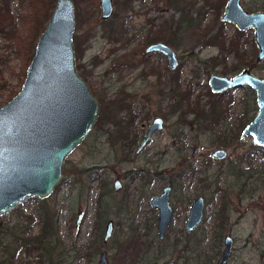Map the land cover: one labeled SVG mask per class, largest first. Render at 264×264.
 <instances>
[{"label":"rangeland","instance_id":"374dc122","mask_svg":"<svg viewBox=\"0 0 264 264\" xmlns=\"http://www.w3.org/2000/svg\"><path fill=\"white\" fill-rule=\"evenodd\" d=\"M5 2L9 19L0 14V104L19 90L30 61L23 66L18 44L4 35L11 30L14 38L25 37V0H0V7ZM72 2L76 71L93 88L97 102L121 100L135 114L132 123L140 135L155 116L163 119V127L134 153L136 145L130 152L115 142L113 125L95 120L64 159L62 177L47 197H29L0 215V250L15 233L36 234L37 212L46 208L56 232L49 251L20 252L12 264H96L101 251L107 264H142L149 246L145 264H213L224 235L234 241L225 264H264V147L251 136L241 137L239 130L256 114L254 102L250 107L253 94L244 87L217 97L207 86L210 74L229 76L246 66L243 60L253 62L257 49L252 30L239 31L220 19L226 0H111L107 19L100 18L98 0ZM241 3L253 12L264 0ZM163 39L176 52L178 64L172 71L162 55L143 51ZM34 45L27 46L32 54ZM253 72L264 78V59ZM173 81L180 93L171 91ZM212 107L220 110L221 119L215 120ZM218 137L226 145L216 144ZM194 145L198 151L191 156ZM217 147L225 149L223 159L210 156ZM177 173L186 176L170 191L171 223L158 241L149 199ZM115 178L121 184L116 191ZM99 194L105 209L101 222L94 223ZM198 195L204 203L202 219L186 234L187 208ZM220 211L221 223L216 215ZM107 220L112 221L111 233L103 241ZM4 259L0 252V264Z\"/></svg>","mask_w":264,"mask_h":264},{"label":"water","instance_id":"95a60500","mask_svg":"<svg viewBox=\"0 0 264 264\" xmlns=\"http://www.w3.org/2000/svg\"><path fill=\"white\" fill-rule=\"evenodd\" d=\"M98 6L100 18L107 19L112 13L111 0H98ZM220 19L240 30L253 28L258 49L256 60L264 59V11L247 12L241 0H226ZM74 24L72 0H55L35 41L19 90L0 104V215L29 197L46 198L62 177L64 159L82 142L96 120L98 102L75 68ZM145 51L160 52L167 68H176L177 60L169 46L154 42ZM243 84L255 91L258 111L241 135H250L255 143L264 146V78L250 68H243L232 77L212 74L207 79L211 92ZM161 125L159 118L152 120L140 146ZM196 150L194 146L192 154ZM212 155L222 158L225 151L216 149ZM112 186L118 190L119 180L114 179ZM168 194L169 187L165 186L149 200V205L156 210L158 240L163 238L171 220ZM201 215L202 200L197 197L188 208L185 229L191 231L200 222ZM111 226L112 222L107 221L103 240L109 237ZM223 244L215 264H224L231 254L232 238L226 236ZM97 264H106L105 251L99 254Z\"/></svg>","mask_w":264,"mask_h":264},{"label":"trees","instance_id":"16d2710c","mask_svg":"<svg viewBox=\"0 0 264 264\" xmlns=\"http://www.w3.org/2000/svg\"><path fill=\"white\" fill-rule=\"evenodd\" d=\"M53 1L54 0H25V7L27 6V9L24 13L23 20L26 24H28V29L24 33L25 37L21 39L17 37L14 38L12 35L10 36V34H13V31L11 30L4 32V35L7 38L12 37L15 40V43L18 44V50L23 55V66H25L28 63L29 59L32 57V52L30 49H27V46L33 47L35 39L42 29L44 19L49 16V9L51 8ZM2 5L3 7H0V14L5 13V15L3 14V20L7 21L9 17H7L8 15L6 14V11H8L6 2ZM258 8L264 9V4H261L260 6H258ZM1 10H3V12H1ZM77 44H75L74 39L73 52L76 58L79 53V51L77 50ZM75 68L76 70H78L77 65L75 66ZM170 89L171 91L177 90L179 93L182 91L177 81H173ZM90 90L92 93L95 92L93 88H90ZM103 102L104 101L102 100H100L99 102V114L96 118V123H98L101 119H104V123L113 125L112 131L117 132V134L123 140V146L130 149L133 142L131 141V139L128 140L130 137H128L127 132H129L130 121L132 120V116L129 113H125V109L129 110V108L127 106H124L121 100H110L106 102V104H104ZM212 110L215 117L220 113V110L218 111V109H215L214 107H212ZM122 112L125 113L124 116L120 115ZM198 113L199 114L197 115L204 116L201 111H199ZM102 196L103 194H99L96 199L97 211L94 223H99L102 220L101 213H103V209L105 206L102 200ZM36 217L39 223L38 231L36 234L30 235L28 231L26 232L24 230L19 233H15L13 234L12 239L7 242L6 245L3 247L2 251L0 250V252H2L5 257V259L2 261L4 262V264L14 263L17 254H19L20 252L28 254L32 250L42 249L44 251H49V248H47V246L52 244L53 238H55L56 236L52 216L49 214V211L46 208H40V210L37 212ZM145 235L147 236L148 234ZM218 236L219 234L216 235L217 240L219 239ZM149 247L146 248L147 250H143V254L148 252V250L150 249ZM155 252L156 250L151 251L150 253L153 255V253ZM154 257L151 260H154Z\"/></svg>","mask_w":264,"mask_h":264},{"label":"flooded vegetation","instance_id":"af4514ba","mask_svg":"<svg viewBox=\"0 0 264 264\" xmlns=\"http://www.w3.org/2000/svg\"><path fill=\"white\" fill-rule=\"evenodd\" d=\"M225 5V4H224ZM224 7V6H223ZM244 8V7H243ZM258 11H264V9H258ZM257 11V9H256V11H253V12H258ZM248 12V11H247ZM226 23H228V22H226ZM231 24V23H230ZM233 25V24H232ZM238 29V28H237ZM252 30V33H253V28H249V29H245V30H240V29H238L239 31H242V32H245L246 30ZM252 40H253V42H254V45H255V47H256V49H257V46H256V44H255V41H254V38L252 37ZM162 41H164V42H161V43H163V44H165V45H167L165 42H166V40H162ZM154 42H160V41H154ZM154 42H151V43H154ZM151 43H149V44H151ZM149 44H147V46L149 45ZM147 46H145L144 47V49H143V51H144V53H148V54H150V53H158V54H160V55H162L160 52H157V51H145V48L147 47ZM167 46H169V45H167ZM170 47V46H169ZM171 48V47H170ZM172 49V48H171ZM173 50V49H172ZM173 52H174V54H175V58H176V60H177V57H176V52L173 50ZM257 53H258V49H257V52H256V55H255V57H254V60H253V62H251L250 60H243L244 61V63H243V65H246V66H243L242 68H240L238 71H236L237 70V68H238V66H234V67H236V68H234L233 70H235L236 72L234 73V74H232V75H222V76H228V77H232L233 75H235L236 73H238V72H240L243 68H250L251 69V71L253 72V66L256 64V63H258V62H260V61H257L256 60V56H257ZM163 57H164V55H162ZM164 59H165V57H164ZM241 59H242V57H241ZM165 64H166V59H165ZM177 64H178V61H177ZM177 67V66H176ZM172 71V70H171ZM254 73V72H253ZM255 74V73H254ZM210 75H212V74H210ZM209 75V76H210ZM216 75H218V74H216ZM256 75V74H255ZM208 76V77H209ZM258 76V75H257ZM208 79V78H207ZM244 87H248V88H250L247 84H243V85H241L240 87H235V88H228V89H226V90H223V91H220V92H212L213 94H215L217 97L219 96V95H222V94H224V93H229V92H231V91H233V90H235V89H238V88H244ZM251 89V91H252V94H253V97H252V99H251V103H250V107H252V102H254L253 103V105H255V107H256V110L258 111V104H257V101H256V94H255V91L252 89V88H250ZM91 91V90H90ZM242 102H243V99H242ZM123 103V102H122ZM249 110V109H248ZM127 111H129L128 113L129 114H131V118H132V120L130 121V127H129V132H127L128 133V137H130L128 140H130L131 139V141L133 142L132 143V146H131V148L130 149H128L130 152H131V150H132V148H133V146L134 145H136L135 146V148H134V153H139L142 149H143V147L146 145V143L149 141V139H150V137L155 133V132H157V131H159V130H161L162 129V127H163V119L160 117V116H155V117H153L150 121H149V123L145 126V130H144V132H143V134L142 135H140L139 134V132L138 131H136L135 130V128H134V126H133V120H134V118H135V114L134 113H131L130 112V109L129 110H127ZM257 111H256V114H257ZM98 113H99V103H98ZM246 114L243 116V117H247L246 115H247V111L245 112ZM255 114V115H256ZM254 115V116H255ZM97 116H98V114H97ZM97 116H96V118H97ZM253 116V117H254ZM253 117L251 118V119H248V120H246V122H242L241 123V125H240V129L239 130H241V132H242V130L244 129V127L253 119ZM155 118H159L161 121H162V127H161V129H159V130H156V131H154L150 136H149V138L145 141V143L142 145V146H140V143H141V140H142V138H143V136H144V134H145V132L147 131V129H148V127H149V125H150V123L152 122V120H154ZM217 119H221V115L220 114H218V115H216V119L215 120H217ZM247 119V118H246ZM213 122V121H212ZM211 122V123H212ZM214 123H216V122H214ZM141 128H143V126H141ZM103 131H105V130H103ZM114 132V131H113ZM241 132H240V136L241 137H246V136H242L241 135ZM114 134H115V136L117 137L116 138V143H121L122 145H123V140H122V138L117 134V132H114ZM247 136H250V135H247ZM253 139V138H252ZM254 141V140H253ZM136 142H137V144H136ZM226 141H225V139L224 140H222L220 137H218V141H216L215 143L216 144H218V145H226V143H225ZM257 144V143H256ZM259 145V144H258ZM140 146V148H138ZM194 146H196V145H194ZM193 146V147H194ZM261 146V145H260ZM123 147V146H122ZM193 147H192V149H193ZM262 147H264V146H262ZM196 148H197V150H196V152L194 153V154H192V150H191V156H194V155H196L197 154V151H198V147L196 146ZM216 149H223V148H220V147H217V148H215V149H213L212 151H211V153H210V156L213 158V159H216V160H218V159H223L225 156H226V151H225V149H223L224 151H225V155L222 157V158H216V157H214L213 155H212V152L214 151V150H216ZM129 152V153H130ZM128 153V154H129ZM186 176V174H179V173H177L176 175H175V177H174V179L175 180H173V179H170V180H168V182L164 185V186H162V188L163 187H165V186H168L169 187V194H168V202H169V196H170V191H171V189H173L174 188V186H176V183H178L179 185H181L178 181H180L181 179H182V177L184 178ZM115 179H118V178H115ZM176 179H178L177 181H176ZM119 180V179H118ZM201 180V179H200ZM120 182V181H119ZM112 183H113V181H112ZM121 185V184H120ZM206 187H209V185H206ZM112 188H113V186H112ZM120 188V187H119ZM161 188V189H162ZM114 190V189H113ZM116 191V190H115ZM161 191V190H160ZM159 191V192H160ZM158 192V193H159ZM157 193V194H158ZM156 195V194H155ZM153 197V196H152ZM197 197H200L201 198V200H202V214H203V206H204V203H203V198L200 196V195H198V196H196V197H194L191 201H190V203H189V205H188V208H189V206H190V204H191V202L195 199V198H197ZM103 200V199H102ZM150 200V199H149ZM104 202V201H103ZM104 204H105V202H104ZM169 205H170V203H169ZM170 207H171V205H170ZM188 208H187V211H188ZM223 208V207H222ZM104 209H105V206H104ZM103 209V210H104ZM155 209V208H154ZM171 211H172V207H171ZM221 211H222V209H221ZM218 212V213H216V215L219 217V221H220V223L222 222V220L224 219V216H223V214H222V212ZM155 214H156V210H155ZM155 218H156V215H155ZM171 218H172V213H171ZM186 218H187V212H186V216H185V219H184V223H183V226H184V230H185V233L186 234H190V233H192L193 231H194V229L197 227V225L200 223H198L191 231H188V230H186L185 229V221H186ZM201 219H202V215H201ZM107 221H111V220H107ZM106 221V222H107ZM201 221V220H200ZM112 222V221H111ZM170 223H171V220H170ZM170 223H169V225H170ZM155 224H156V222H155ZM106 225V224H105ZM168 225V226H169ZM168 226H167V228H168ZM112 227V226H111ZM166 228V229H167ZM165 229V230H166ZM155 232H156V230H155ZM103 234H104V232H103ZM164 234H165V231H164ZM226 236H230V235H224L223 236V238H222V245L224 246V244H223V241H224V238L226 237ZM231 238H232V236H230ZM156 238H157V235H156ZM164 239V235H163V238L161 239V240H163ZM102 240H103V235H102ZM158 240V239H157ZM161 240H158V241H161ZM103 241H105V240H103ZM223 246H222V250H223ZM233 247H234V241H233V238H232V246H231V254H230V256L232 255V251H233ZM222 250H221V252H222ZM102 252V251H101ZM100 252V253H101ZM221 252H220V254H221ZM99 253V254H100ZM219 254V255H220ZM144 255L145 254H143L142 256H141V263L142 264H145L146 263V261H144ZM219 255H218V257H219ZM230 256H229V258H230ZM218 257H217V259H218ZM98 258H99V255H98ZM105 258H106V252H105ZM228 258V259H229ZM217 259L215 260V262L217 261ZM97 261H98V259H97ZM226 261H228V260H226ZM215 262L213 263V264H215ZM226 263V262H225ZM224 263V264H225ZM54 264V263H53ZM96 264H97V262H96ZM106 264H107V259H106ZM171 264V263H170Z\"/></svg>","mask_w":264,"mask_h":264},{"label":"bare ground","instance_id":"6f19581e","mask_svg":"<svg viewBox=\"0 0 264 264\" xmlns=\"http://www.w3.org/2000/svg\"><path fill=\"white\" fill-rule=\"evenodd\" d=\"M73 43V42H72ZM73 47V46H72Z\"/></svg>","mask_w":264,"mask_h":264}]
</instances>
